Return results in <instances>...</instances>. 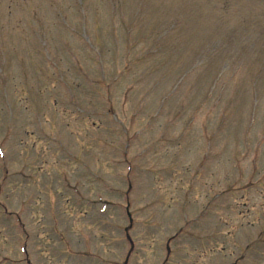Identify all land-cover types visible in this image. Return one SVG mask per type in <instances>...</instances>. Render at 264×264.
<instances>
[{
	"label": "rangeland",
	"instance_id": "1",
	"mask_svg": "<svg viewBox=\"0 0 264 264\" xmlns=\"http://www.w3.org/2000/svg\"><path fill=\"white\" fill-rule=\"evenodd\" d=\"M0 264H264V0H0Z\"/></svg>",
	"mask_w": 264,
	"mask_h": 264
},
{
	"label": "trees",
	"instance_id": "2",
	"mask_svg": "<svg viewBox=\"0 0 264 264\" xmlns=\"http://www.w3.org/2000/svg\"><path fill=\"white\" fill-rule=\"evenodd\" d=\"M117 75H118V74H117ZM117 75H116V76H117ZM117 78H119V77H117ZM121 79H122V78H121ZM121 79H120V80H121ZM129 87H130V88H127V89L125 90V92H127L128 89H131L132 92L137 90V88L135 87V85H134V86L132 85V86H129ZM53 88H54V87H53Z\"/></svg>",
	"mask_w": 264,
	"mask_h": 264
}]
</instances>
